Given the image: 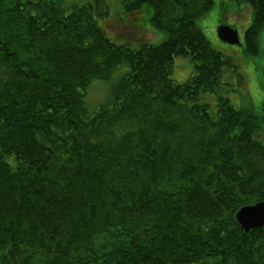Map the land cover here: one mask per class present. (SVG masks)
<instances>
[{"label": "trees", "instance_id": "1", "mask_svg": "<svg viewBox=\"0 0 264 264\" xmlns=\"http://www.w3.org/2000/svg\"><path fill=\"white\" fill-rule=\"evenodd\" d=\"M233 1L257 55L264 0ZM77 2L0 0V264H264V226L235 220L264 200L260 123L201 99L232 67L196 23L213 0H116L146 3L159 43L113 32L111 0Z\"/></svg>", "mask_w": 264, "mask_h": 264}, {"label": "rangeland", "instance_id": "2", "mask_svg": "<svg viewBox=\"0 0 264 264\" xmlns=\"http://www.w3.org/2000/svg\"><path fill=\"white\" fill-rule=\"evenodd\" d=\"M68 1L79 2L80 0ZM111 4L112 6H110ZM111 4L109 5V15H111L110 24L113 32L120 30L127 32L125 29L130 28L136 32L141 41L148 43L162 41L164 34L155 31L147 20L149 6L146 3L143 4L139 13L130 16H125L121 12L116 0H111ZM251 13V8L247 4L238 6L233 0H213L212 8L197 19V26L202 30L211 47L220 52L224 58L230 59L232 64L230 68H223L216 94H205L201 99L212 106L211 111L216 103V95L228 98L230 103L237 108L249 109L260 123L259 141L264 144V28L259 35V53L254 56L247 54L244 51V32L251 23ZM222 24L229 25L236 30L239 38L238 44H229L218 38L217 28ZM108 36L116 40L109 34ZM138 37L134 35L129 37L132 46L140 42ZM192 74L193 65L190 59L184 56H175L171 77L178 82H184ZM105 82L97 80L88 88V100L96 108L106 102Z\"/></svg>", "mask_w": 264, "mask_h": 264}, {"label": "water", "instance_id": "3", "mask_svg": "<svg viewBox=\"0 0 264 264\" xmlns=\"http://www.w3.org/2000/svg\"><path fill=\"white\" fill-rule=\"evenodd\" d=\"M217 36L229 44L238 43L236 31L228 26H220ZM235 220L244 232L264 226V200L240 207L235 213Z\"/></svg>", "mask_w": 264, "mask_h": 264}]
</instances>
